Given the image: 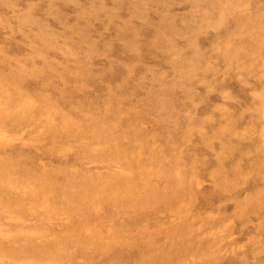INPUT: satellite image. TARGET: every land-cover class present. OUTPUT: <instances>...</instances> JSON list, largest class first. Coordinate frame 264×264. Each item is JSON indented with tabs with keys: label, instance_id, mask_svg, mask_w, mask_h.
<instances>
[{
	"label": "rangeland",
	"instance_id": "1",
	"mask_svg": "<svg viewBox=\"0 0 264 264\" xmlns=\"http://www.w3.org/2000/svg\"><path fill=\"white\" fill-rule=\"evenodd\" d=\"M0 264H264V0H0Z\"/></svg>",
	"mask_w": 264,
	"mask_h": 264
}]
</instances>
